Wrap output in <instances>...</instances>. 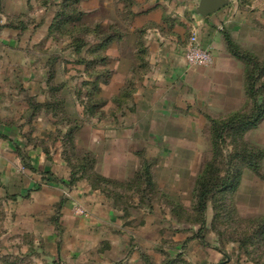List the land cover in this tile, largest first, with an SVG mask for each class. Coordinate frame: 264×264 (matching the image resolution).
<instances>
[{
    "label": "crops",
    "instance_id": "1",
    "mask_svg": "<svg viewBox=\"0 0 264 264\" xmlns=\"http://www.w3.org/2000/svg\"><path fill=\"white\" fill-rule=\"evenodd\" d=\"M219 1V9L202 15L201 0H81L82 22L97 31H83L86 45L74 54L67 31H49L55 7L33 2L30 9V0H1L0 197L4 220L10 218L21 246L24 236L50 249L55 235L49 218L62 193L71 201L84 197L89 218L103 212L117 221L126 209L112 190L133 180L143 164L151 165L153 179L155 164L156 171L180 185L190 178L188 165H200L201 149L210 146L208 129V137L203 133L210 119H225L248 102L245 65L225 37L264 60V0ZM106 34L113 39L100 53L105 61L86 72L75 61L90 60L88 50ZM192 34L210 51L211 65L193 67L185 61ZM244 139L264 153V118ZM83 157L91 168H82L69 185ZM90 173L116 187L94 186ZM237 190L241 207L264 213L260 181L240 182ZM142 200L140 207L149 208ZM71 201L61 205L63 225ZM43 212L49 214L42 217ZM89 218L88 226L97 224Z\"/></svg>",
    "mask_w": 264,
    "mask_h": 264
},
{
    "label": "rangeland",
    "instance_id": "2",
    "mask_svg": "<svg viewBox=\"0 0 264 264\" xmlns=\"http://www.w3.org/2000/svg\"><path fill=\"white\" fill-rule=\"evenodd\" d=\"M33 2L46 9L55 7V14L63 0H30V9ZM207 129L203 131L206 136ZM209 153V147L201 149L200 165H188L190 178L183 180L182 186L177 180L168 179L169 174L164 176L161 170L156 171L155 164V186L146 187V195L136 187L113 189L116 199L122 193L120 200L126 209L119 213L117 221L103 212H94L89 218L87 206L82 203L84 197L74 196L71 201L62 193V202L57 203L49 218L55 235L50 249L45 248L44 242L28 243L24 236L21 246L22 239L15 238L10 228V218L4 220L5 199L0 197V264H230L231 261L240 264L242 259L244 263L264 264V241H260L263 234L259 228L264 213L247 212L241 207V197L236 195L238 187L216 197L223 209L216 221L212 200L203 215L195 210L194 179ZM258 181L263 187L261 165L259 174L250 169L242 171L243 186ZM63 190L66 195L70 194L68 188ZM142 199L148 202L149 208L140 207ZM65 200L71 204L67 207L68 222L63 225L60 210ZM179 206L185 211L177 212ZM77 209H82L84 214H78ZM47 214L41 213L42 217ZM88 218L97 224L88 226Z\"/></svg>",
    "mask_w": 264,
    "mask_h": 264
},
{
    "label": "trees",
    "instance_id": "3",
    "mask_svg": "<svg viewBox=\"0 0 264 264\" xmlns=\"http://www.w3.org/2000/svg\"><path fill=\"white\" fill-rule=\"evenodd\" d=\"M80 1L63 0L62 4L58 7L59 9L54 14L49 29V31H67L66 37L72 40L71 47L73 48L74 54L80 53L86 45L84 37L81 38L82 32L86 31L89 34H96L97 31L96 26L88 27L82 22V13L78 10ZM112 39V36L106 34L102 38L101 43L94 47V50L93 48L91 50V47L88 50L87 55L90 56V60L79 58L75 62L80 65L83 64L86 72H94L95 66L105 61V58H101L100 53ZM225 40L228 49L236 57L240 58L245 65V95L248 102L244 110L233 113L225 119H210L208 128L210 138L209 158L204 162L199 175L195 179L193 195L196 199L194 203L195 210L200 215L204 214L208 202L212 200L214 221L219 218V213L223 210L222 205L219 203L220 199H216V197L234 191L239 185L244 169H250L259 174L261 160L264 154L261 149L248 144L244 139L245 133L255 128L264 118V60L260 61L251 54L242 52L229 37L226 36ZM97 51L99 52V58L96 59V56H98ZM17 152L21 155L19 150ZM83 160L85 164L82 163ZM88 160L87 157H83L81 163L73 167L75 171L70 177L69 185L74 184L78 180L75 175L82 168H91V162ZM25 165L28 166L27 164ZM150 166V164H143L134 179L123 186L122 190L136 187L142 193L145 190L141 189V185L153 189L155 185L153 183ZM84 172L86 173V171ZM88 176L89 181L94 186L100 184L116 185V182L104 180L95 173H90ZM144 194L146 195V192ZM121 198L122 195H119L116 200L119 201ZM176 211H185V209L179 206L176 208ZM261 221L262 223L259 228L262 230L263 235L260 241L263 242L264 218ZM200 224H203V220H200Z\"/></svg>",
    "mask_w": 264,
    "mask_h": 264
},
{
    "label": "built area",
    "instance_id": "4",
    "mask_svg": "<svg viewBox=\"0 0 264 264\" xmlns=\"http://www.w3.org/2000/svg\"><path fill=\"white\" fill-rule=\"evenodd\" d=\"M185 61L189 66L207 67L212 64V55L209 50L203 49L197 41L195 34H192L185 47ZM78 214H84L82 209H77Z\"/></svg>",
    "mask_w": 264,
    "mask_h": 264
},
{
    "label": "water",
    "instance_id": "5",
    "mask_svg": "<svg viewBox=\"0 0 264 264\" xmlns=\"http://www.w3.org/2000/svg\"><path fill=\"white\" fill-rule=\"evenodd\" d=\"M212 1L213 0H201V4L199 7V11H198L199 14L205 15L207 13H211V12L219 9L223 5V3L221 4V2L219 0H214L215 5L212 3H208V2H212ZM206 3H208V4H206ZM206 5L207 6L209 5L210 7H208L206 9ZM227 262H228V259H227ZM220 264H223V263H220Z\"/></svg>",
    "mask_w": 264,
    "mask_h": 264
}]
</instances>
